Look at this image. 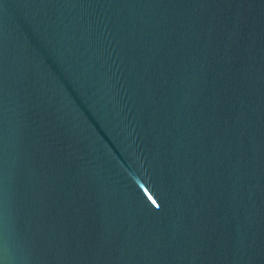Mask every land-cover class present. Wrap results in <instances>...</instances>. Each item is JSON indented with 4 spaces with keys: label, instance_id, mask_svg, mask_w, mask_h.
Returning a JSON list of instances; mask_svg holds the SVG:
<instances>
[{
    "label": "water",
    "instance_id": "95a60500",
    "mask_svg": "<svg viewBox=\"0 0 264 264\" xmlns=\"http://www.w3.org/2000/svg\"><path fill=\"white\" fill-rule=\"evenodd\" d=\"M0 264H264V0H0Z\"/></svg>",
    "mask_w": 264,
    "mask_h": 264
}]
</instances>
